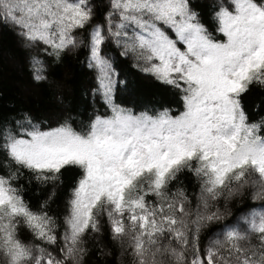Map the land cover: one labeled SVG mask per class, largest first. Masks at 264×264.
<instances>
[{
	"label": "snow or ice",
	"instance_id": "obj_1",
	"mask_svg": "<svg viewBox=\"0 0 264 264\" xmlns=\"http://www.w3.org/2000/svg\"><path fill=\"white\" fill-rule=\"evenodd\" d=\"M4 36L0 264H264V0H0Z\"/></svg>",
	"mask_w": 264,
	"mask_h": 264
},
{
	"label": "trees",
	"instance_id": "obj_2",
	"mask_svg": "<svg viewBox=\"0 0 264 264\" xmlns=\"http://www.w3.org/2000/svg\"><path fill=\"white\" fill-rule=\"evenodd\" d=\"M14 47L11 36L0 37V93L5 98L19 91L21 82L26 80V74L20 71L14 62ZM137 87L145 92L153 90V85L143 79L138 80ZM34 102L43 103L40 97H34Z\"/></svg>",
	"mask_w": 264,
	"mask_h": 264
}]
</instances>
